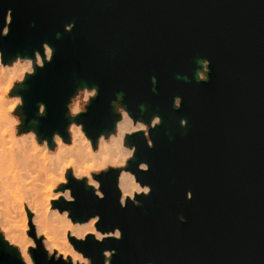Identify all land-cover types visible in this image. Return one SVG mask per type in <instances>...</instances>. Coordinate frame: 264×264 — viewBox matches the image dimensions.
I'll return each mask as SVG.
<instances>
[{
  "label": "water",
  "instance_id": "obj_1",
  "mask_svg": "<svg viewBox=\"0 0 264 264\" xmlns=\"http://www.w3.org/2000/svg\"><path fill=\"white\" fill-rule=\"evenodd\" d=\"M0 56L32 60L12 94L24 129L49 146L74 122L95 147L117 107L147 126L148 139L124 136V166L94 174L103 198L67 172L74 200L62 209L121 232L69 236L91 264H264V0H0ZM83 88L95 95L70 116ZM122 170L151 192L121 204ZM29 251L33 264H80ZM0 264H24L1 233Z\"/></svg>",
  "mask_w": 264,
  "mask_h": 264
},
{
  "label": "bare ground",
  "instance_id": "obj_2",
  "mask_svg": "<svg viewBox=\"0 0 264 264\" xmlns=\"http://www.w3.org/2000/svg\"><path fill=\"white\" fill-rule=\"evenodd\" d=\"M50 53V48L46 46L44 59H49ZM31 62V59L17 58L11 66H8L1 61L0 56V198L7 200L4 193L7 191V180H10L7 179L8 177L11 178L12 181H10L14 185L13 193H11V188H8L7 191L10 194L7 195L12 201L7 200L9 203L4 200L3 203L0 201L2 203V207L0 206V229L4 238L19 248V253L26 264H33L29 251L31 242L27 236L30 221L32 222H30V226L36 233L35 246L40 243L48 251V254L55 253L56 257L62 259L70 257L73 263H85L87 259L73 248L69 236L78 238L88 234L93 235L92 230L95 229V226L92 221L96 218L80 223L73 221L69 212L62 209L65 202L72 200L67 199L65 195L58 194L67 193L69 195L68 191L62 189L70 188L73 196V189L72 184L67 181L68 185L57 190L59 177L65 176L66 171L70 169L72 177L77 178V174L80 177L88 176L85 184L92 186L96 193L99 192L98 183H89L93 181L92 173H97L107 167L124 166L127 158L130 157L129 153H131V150L123 143L124 136L137 130H144L146 125L140 121L133 122L124 109L117 107V110H120L121 118L117 121L115 130L108 135H100L95 147L92 146L81 126L74 122L67 127L69 136L67 141L59 134L53 135L54 146H49L47 139L38 137L37 139L33 130L18 134L14 127L15 119L11 116L13 105L7 106L9 101L7 103L6 94L13 80L21 79L25 71H32ZM35 62L41 65V56L38 53H36ZM83 89L82 100H86L95 92V89ZM15 98L18 103L19 98ZM69 106L71 113L76 114L81 108L80 100L75 99ZM154 120H158V118L154 117L151 124ZM76 178H74L75 184L79 185V181L83 179ZM138 184L130 172L121 171L118 178L121 200L123 199L121 204H124L127 199H133L134 194L140 193L136 191L138 187L140 189L146 187ZM49 189L51 190L49 191ZM125 191L132 195L125 197ZM55 200L58 201L54 202ZM96 231L105 237L115 236L117 230L108 234L101 233L97 229ZM31 236L34 237L32 230Z\"/></svg>",
  "mask_w": 264,
  "mask_h": 264
},
{
  "label": "rangeland",
  "instance_id": "obj_3",
  "mask_svg": "<svg viewBox=\"0 0 264 264\" xmlns=\"http://www.w3.org/2000/svg\"><path fill=\"white\" fill-rule=\"evenodd\" d=\"M46 59V58H45ZM32 61V60H31ZM22 62L23 63H25L24 62V60H22ZM13 63V62H12ZM11 63V64H12ZM35 64H37L36 62H34ZM11 64H5V65H8V66H11ZM41 64H42V59H41ZM38 65H40V64H38ZM31 67H32V69H33V62H31ZM22 71V70H21ZM26 73H29L28 71H25L24 72V75L26 74ZM24 75H23V77L21 78V79H15V80H13V82H12V85H11V87H10V89H9V91H8V93L6 94V99H8L7 100V103H8V101H9V103L7 104V106H11V105H13V108H12V110H11V116L13 117V119H15V130L17 131V133L18 134H23V133H27L28 131H32L31 129H29V130H25L24 129V127H23V123H22V116L20 115V111L18 110V107L21 105V99H20V97L18 96V95H13L12 94V90H13V88H14V86L16 85V84H18L19 82H21L22 80H23V78H24ZM201 76H202V74H201ZM83 91H84V89H82V90H79L78 92H77V94L71 99V101H70V104H71V102L72 101H74L75 99H79L80 100V105H81V108H80V110L77 112V113H79V112H82V111H85V106L88 104V101H89V98L90 97H93L94 95H95V92L94 93H92L86 100H82V96H81V93H83ZM15 97H17V98H19V100L17 101L18 103H16V98ZM82 97V98H81ZM15 98V99H14ZM14 99V100H13ZM14 101V102H13ZM13 102V103H12ZM69 104V105H70ZM68 105V114L70 115V116H73V115H75L74 113H71V111H70V106ZM119 112H120V110H118ZM42 112V111H41ZM76 113V114H77ZM144 132H145V136L147 137V139H148V135H147V126L145 127V129L143 130ZM35 136H36V134H35ZM36 138H37V136H36ZM38 139V138H37ZM41 141V140H40ZM53 146H54V144H53ZM107 168H109V167H107ZM107 168H105V169H103V170H101V171H105V170H107ZM7 170V169H6ZM68 171H70V169L69 170H67L66 171V173H65V176H61V177H59V180L60 181H58V183H57V187H56V189L57 190H61L60 189V187H61V185L62 184H66L67 183V179H66V174H67V172ZM101 171H99V172H101ZM10 172V171H9ZM99 172H97V173H99ZM97 173H92V175H91V178L93 179V181H91V182H89V183H98V181L93 177V174H97ZM9 175V173L7 174V176ZM74 177V176H73ZM88 176H83V177H81V178H79V179H85V181H86V178H87ZM7 178V177H6ZM74 178H76V177H74ZM7 179H10L11 180V178H7ZM76 179H78V178H76ZM10 180H7V188H6V190L8 191L10 188H11V193H13V191H14V189H12L13 187H14V185H12L13 183L10 181ZM10 182V183H9ZM136 182V181H135ZM87 184V183H86ZM99 184V183H98ZM138 184V183H137ZM12 185V186H11ZM139 185V184H138ZM9 188V189H8ZM13 190V191H12ZM63 191H68L69 192V195H71L72 196V192H71V189L70 188H64V189H62ZM98 190H99V192H100V189H99V187H98ZM7 191H5L6 193H4V196H5V194H6V196H5V198H7V200H9V202H11L12 200L11 199H9L10 198V196L8 197V195H10V194H8V192ZM10 193V192H9ZM101 193V192H100ZM8 194V195H7ZM12 195V194H11ZM73 197V196H72ZM0 199H2V198H0ZM59 199H62V198H59ZM3 200H4V198L2 199V200H0L2 203H3ZM6 199L4 200V201H6V202H8ZM11 200V201H10ZM65 200V199H64ZM55 201H57V200H55ZM0 202V206L2 205V203ZM8 202V203H9ZM7 203V204H8ZM52 205V204H51ZM2 207V206H1ZM0 207V208H1ZM54 207V206H53ZM55 208V207H54ZM55 209H57V208H55ZM60 211V210H59ZM65 211V210H64ZM60 212H63V211H60ZM31 217H32V215H31ZM71 219V218H70ZM30 221V220H29ZM31 222V221H30ZM30 222H29V230H28V232H27V236H28V238H29V241L31 242V243H29V248H35L36 246H35V240H36V233H35V230H34V228L32 227V226H30ZM32 223V222H31ZM31 230L32 231H34V237H32L31 236ZM95 230H96V228H95ZM0 233L3 235V232H2V230L0 229ZM105 234H108V233H105ZM4 237V236H3ZM5 239V238H4ZM6 240V239H5ZM12 247H14V248H16L18 251H19V248H17V246L15 245V244H12V243H10L8 240H6ZM45 251L47 252V255L48 256H50V255H54L55 257H56V254L55 253H52V254H48V251L45 249ZM20 252V251H19ZM107 252V254L105 255V257H106V261L108 262V259H109V257H110V253H109V251H106ZM105 252V253H106ZM20 254V257H21V259H22V261L24 262V264H26L25 263V261H24V259L22 258V256H21V253H19ZM81 254V253H80ZM82 255V254H81ZM83 256V255H82ZM56 258H58V257H56ZM84 258H86V257H84ZM87 259V263L85 262V263H81V262H74V263H80V264H91V261H90V259L89 258H86ZM65 260H67V259H65ZM71 262H72V260H71Z\"/></svg>",
  "mask_w": 264,
  "mask_h": 264
},
{
  "label": "clouds",
  "instance_id": "obj_4",
  "mask_svg": "<svg viewBox=\"0 0 264 264\" xmlns=\"http://www.w3.org/2000/svg\"><path fill=\"white\" fill-rule=\"evenodd\" d=\"M74 25V24H73ZM205 64H207V66H208V73H209V71H210V68H209V64H210V61H208V60H203L202 61V65H205ZM199 72V71H198ZM208 73H207V76L206 77H198V80L199 81H203V82H206L207 80H208ZM157 123H159V120H154L153 121V125H155V124H157ZM181 124L182 125H184V124H186V121H184V120H181ZM141 127H143V126H141ZM131 154L132 153H129V156H131ZM141 168H143L145 171H147L148 170V168H147V166L146 165H141ZM77 178L79 179V178H81L80 176H79V174H77ZM91 182V181H90ZM96 187H98V185H96ZM136 191L137 192H143L144 193V195H148L150 192H151V188L150 187H144L143 189H140L139 187L136 189ZM97 195H99L101 198H103V196H102V194L101 193H99V192H97L96 193ZM58 195H63V193H61V194H58ZM132 195V193H130V192H124V196L125 197H128V196H131ZM187 196H188V198H191V196H192V193L189 191L188 193H187ZM67 199H69V200H73L74 198L73 197H71L70 195H67V196H65ZM70 197V198H69ZM121 203H123V199L121 200ZM65 215H67V213H65ZM184 217L183 216H181L180 217V220L181 221H184ZM96 220H99V217H97L96 218ZM96 222V221H95ZM92 233H93V235L95 236V239L98 241V242H103L104 240H105V238H104V236H102L99 232H97L95 229H93L92 230ZM115 237L117 238V239H120V237H121V232L119 231V230H117L116 232H115ZM78 239H80V240H82V241H84L85 239H86V237L85 236H81V237H78ZM107 253H105L104 251H103V255L105 256Z\"/></svg>",
  "mask_w": 264,
  "mask_h": 264
},
{
  "label": "snow or ice",
  "instance_id": "obj_5",
  "mask_svg": "<svg viewBox=\"0 0 264 264\" xmlns=\"http://www.w3.org/2000/svg\"><path fill=\"white\" fill-rule=\"evenodd\" d=\"M51 189H49L50 191ZM63 195L67 196L68 194L67 193H63ZM70 198V197H69ZM92 223L94 224L95 223V220L92 221Z\"/></svg>",
  "mask_w": 264,
  "mask_h": 264
},
{
  "label": "built area",
  "instance_id": "obj_6",
  "mask_svg": "<svg viewBox=\"0 0 264 264\" xmlns=\"http://www.w3.org/2000/svg\"><path fill=\"white\" fill-rule=\"evenodd\" d=\"M202 74V73H201ZM201 74H200V77H203V74H202V76H201Z\"/></svg>",
  "mask_w": 264,
  "mask_h": 264
}]
</instances>
